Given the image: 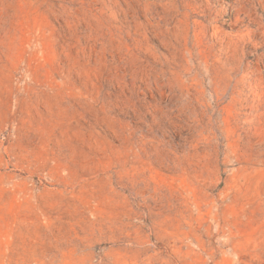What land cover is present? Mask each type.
Listing matches in <instances>:
<instances>
[{"label": "rangeland", "instance_id": "rangeland-1", "mask_svg": "<svg viewBox=\"0 0 264 264\" xmlns=\"http://www.w3.org/2000/svg\"><path fill=\"white\" fill-rule=\"evenodd\" d=\"M0 264H264V0H0Z\"/></svg>", "mask_w": 264, "mask_h": 264}]
</instances>
